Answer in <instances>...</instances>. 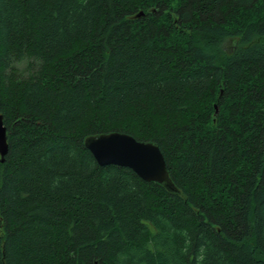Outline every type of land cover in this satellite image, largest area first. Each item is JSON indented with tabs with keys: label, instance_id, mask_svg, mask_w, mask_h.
<instances>
[{
	"label": "trees",
	"instance_id": "1",
	"mask_svg": "<svg viewBox=\"0 0 264 264\" xmlns=\"http://www.w3.org/2000/svg\"><path fill=\"white\" fill-rule=\"evenodd\" d=\"M0 116V264H264V0H0Z\"/></svg>",
	"mask_w": 264,
	"mask_h": 264
},
{
	"label": "water",
	"instance_id": "2",
	"mask_svg": "<svg viewBox=\"0 0 264 264\" xmlns=\"http://www.w3.org/2000/svg\"><path fill=\"white\" fill-rule=\"evenodd\" d=\"M84 147L92 154L100 167L112 165L128 168L142 181L160 184L167 192L180 194L172 183L164 157L155 144L139 142L126 134L113 132L86 138ZM6 153V129L0 116L1 162H3Z\"/></svg>",
	"mask_w": 264,
	"mask_h": 264
},
{
	"label": "bare ground",
	"instance_id": "3",
	"mask_svg": "<svg viewBox=\"0 0 264 264\" xmlns=\"http://www.w3.org/2000/svg\"><path fill=\"white\" fill-rule=\"evenodd\" d=\"M6 129V128H5Z\"/></svg>",
	"mask_w": 264,
	"mask_h": 264
}]
</instances>
